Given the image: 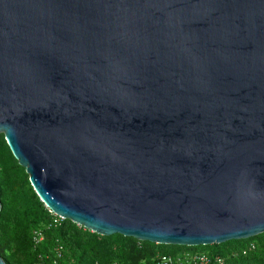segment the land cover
<instances>
[{
  "label": "water",
  "instance_id": "1",
  "mask_svg": "<svg viewBox=\"0 0 264 264\" xmlns=\"http://www.w3.org/2000/svg\"><path fill=\"white\" fill-rule=\"evenodd\" d=\"M1 133L93 232L263 233L264 0H0Z\"/></svg>",
  "mask_w": 264,
  "mask_h": 264
},
{
  "label": "trees",
  "instance_id": "2",
  "mask_svg": "<svg viewBox=\"0 0 264 264\" xmlns=\"http://www.w3.org/2000/svg\"><path fill=\"white\" fill-rule=\"evenodd\" d=\"M0 254L7 264H153L161 254L202 251L226 264H264V232L223 243L187 246L158 244L120 233L102 235L70 219L52 224V214L33 188L26 168L0 134ZM44 240L35 245L34 230Z\"/></svg>",
  "mask_w": 264,
  "mask_h": 264
},
{
  "label": "built area",
  "instance_id": "3",
  "mask_svg": "<svg viewBox=\"0 0 264 264\" xmlns=\"http://www.w3.org/2000/svg\"><path fill=\"white\" fill-rule=\"evenodd\" d=\"M48 209L52 214L50 225L59 224L66 219L64 216L54 212L51 208L48 207ZM33 233V240L35 245L42 244L44 240L43 228H37ZM60 256L61 253L59 251L58 257L54 259V261H52L50 264H60L58 259ZM153 264H226V262L225 259L220 255L211 256L208 253L202 251H183L178 254H161L155 259Z\"/></svg>",
  "mask_w": 264,
  "mask_h": 264
}]
</instances>
